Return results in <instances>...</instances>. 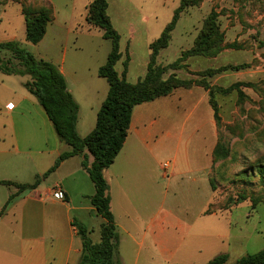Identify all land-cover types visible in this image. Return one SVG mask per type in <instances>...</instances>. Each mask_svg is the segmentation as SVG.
<instances>
[{"label":"crops","instance_id":"obj_1","mask_svg":"<svg viewBox=\"0 0 264 264\" xmlns=\"http://www.w3.org/2000/svg\"><path fill=\"white\" fill-rule=\"evenodd\" d=\"M52 21L53 15L43 38L34 45L50 38L48 49L33 55L54 64L64 77L67 90L78 105L76 132L83 138L95 127L97 112L108 93V83L97 71L106 62L111 43L91 61L78 55L67 62L66 50L60 58L51 56L56 50L52 48L65 43L63 35L51 28ZM93 28L86 24L87 31ZM120 43L121 39L119 46ZM129 46L127 41L125 54L120 51L115 70L121 76L123 68L118 71L117 65H122L128 57L125 79L135 83L142 77L137 80L129 77L133 63L131 49L126 53ZM93 50L96 51L92 48L91 54H96ZM143 63L145 73L148 59ZM11 77L0 73V181L12 183L0 184V264H77L82 244L74 223L84 226L89 237L94 231L93 221L98 223L99 230L103 223L89 200L94 194V185L81 167V157L73 156L62 161L34 189H18L16 184H32L70 148L58 140L44 110L23 87L25 81L18 85ZM206 96L202 88L194 86L176 89L167 96L135 106L123 146L114 163L103 171L116 228L117 202L129 203L132 197L137 200L141 197L145 211L135 208L133 216L123 211L122 219L135 225L131 227L133 232L125 230V233L138 244L139 250L151 246L163 259H174V264L179 263L177 255L191 225L178 218V214L163 213V205L168 198L170 201L180 196L193 199L202 185L205 188L206 183L209 184L216 135L210 109L207 107L209 114L198 111L202 106L205 108ZM180 109L187 113L180 116ZM190 121L194 125L186 131V123ZM196 146L197 151L202 147L206 152L193 158L191 155L195 152L191 150ZM164 154L171 156V165L166 171L159 163ZM92 160L89 156V163ZM56 185L64 193L63 200L52 196ZM10 197L13 199L2 212ZM208 201L200 207L199 216L205 215ZM187 218L185 216V220Z\"/></svg>","mask_w":264,"mask_h":264},{"label":"rangeland","instance_id":"obj_2","mask_svg":"<svg viewBox=\"0 0 264 264\" xmlns=\"http://www.w3.org/2000/svg\"><path fill=\"white\" fill-rule=\"evenodd\" d=\"M91 1L0 0V43L18 42L32 54L46 51L50 38L36 47L25 41L22 10L51 8L53 15L51 28L62 34V40L65 42L63 46L52 48L56 50L51 56L60 58L66 50L67 62L78 55L91 61L103 47L110 46V42L102 38L98 28L90 31L85 29L87 6ZM188 1L195 4L186 7L179 14L168 47L161 50L156 63L168 65L183 51L190 49L201 31L204 20L211 11L215 12L216 23L224 35L223 44L233 47L225 48L212 58L189 57L182 63L181 69L170 70L164 77L173 72L184 80L204 79L213 87L218 122L214 121L208 96L205 108L202 106L198 111L209 114L207 107L210 109L216 135L212 152L218 146V154L223 156L226 151L227 155L214 162L211 154L208 178L214 182L215 191L206 183V187L202 185L193 199L180 196L170 201L168 198L164 202L163 213L178 214V218L191 225L190 231L184 235L181 252L177 255L178 264H206L218 254H227L226 264H234L239 258L264 249V0ZM107 3L106 13L120 36L122 55L125 54L127 41L130 44L126 52L129 53L131 49L133 54L129 77L131 80H137L145 74L143 61L145 58L149 59L150 40L160 36L163 28L170 22L173 11L179 6L180 0H107ZM144 19H149L150 22L146 23ZM77 34L80 35L75 39ZM78 48H81L82 52ZM92 48L96 49L93 50L97 52L96 54H91ZM0 56L8 58L9 53L0 49ZM235 66L241 68L234 69ZM122 68L118 63V71ZM207 70L218 72L203 78L200 74ZM11 79L19 85L20 81L27 78L12 76ZM230 86L234 88L228 93L218 91ZM186 113L184 109H180V116ZM181 120L180 117L179 121ZM193 125V122H187L186 131ZM191 151L195 152L191 155L193 158L201 157L203 152H206L202 147L197 151V146ZM197 152L201 154L198 155ZM165 162L171 163V156L164 154L159 163L163 165ZM237 195H243L245 199L233 205L232 202ZM192 196L188 195L190 198ZM253 199L259 201L254 208ZM207 200L209 201L205 215L199 216L198 211ZM143 202L141 197L139 200L132 197L129 203L121 200L117 202L119 215L117 214V245L113 262L174 264V259L172 261L163 259L156 248L144 246L139 250L138 244L125 233V230L133 232L131 227L135 225L127 219H122V214L129 212V216H133L135 208L138 211H145L141 206ZM185 216H188L187 221ZM92 226L94 231L90 234V239L98 242L99 225L93 221Z\"/></svg>","mask_w":264,"mask_h":264},{"label":"trees","instance_id":"obj_3","mask_svg":"<svg viewBox=\"0 0 264 264\" xmlns=\"http://www.w3.org/2000/svg\"><path fill=\"white\" fill-rule=\"evenodd\" d=\"M194 4V2L188 0H180L179 6L173 11L170 22L163 28L160 36L149 44L150 53L146 72L135 83L127 82L125 79L129 62L128 57L123 61L121 76L115 70V65L121 57L120 36L113 28L106 13L107 0H92L87 6L85 22L91 27L101 30L102 38L110 41L111 49L106 62L97 71L98 76L107 81L108 93L97 112L95 127L83 138L76 132L78 105L68 92L65 79L58 68L48 61L36 58L18 42L0 43V49L9 53L8 58L0 56V73L27 78L23 83V87L44 110L58 140L70 148L69 151L61 153L54 164L41 176H37L32 184H16V186L20 191L34 189L62 161L73 156L81 157V167L94 185V194L89 197V200L95 213L103 220L99 230L100 238L98 242H93L87 229L77 222L74 223L82 244L77 264H114L113 257L117 245L116 226L110 210L109 188L104 179L103 171L114 163L123 146L132 109L142 103L167 96L176 89H189L197 86L207 92L214 121L217 123L219 120L218 108L214 99L215 90L204 79L197 81L193 79L184 80L178 78L173 72L164 77L170 70L181 69L183 67L182 63L189 57L212 58L225 48L233 47V45L226 46L223 44L224 35L216 23L217 15L214 11H211L204 20L201 31L190 49L183 51L174 62L168 65L162 66L156 63L159 52L168 47L171 32L176 26L179 14L186 7ZM22 15L24 17L25 41L31 45L38 44L45 34L47 24L52 20L51 8L23 9ZM241 66H235L234 69H239ZM217 72L216 70H207L200 75L203 78L210 77ZM233 88L234 86H230L227 89H219L218 91L228 93ZM218 150L219 148L216 146L212 152L214 162L227 155L224 151L223 156H220ZM89 156L93 158L91 163L88 161ZM0 184L9 185L12 183L0 181ZM209 184L211 190L215 191L214 182L209 180ZM12 199V197L8 199L2 212ZM244 199L243 195H237L232 204L237 205ZM258 202V200L253 199L252 208ZM227 261V254H218L206 264H226ZM234 264H264V249L255 254L243 256Z\"/></svg>","mask_w":264,"mask_h":264},{"label":"built area","instance_id":"obj_4","mask_svg":"<svg viewBox=\"0 0 264 264\" xmlns=\"http://www.w3.org/2000/svg\"><path fill=\"white\" fill-rule=\"evenodd\" d=\"M8 107H11L10 105H8ZM171 163H163L162 165V169L164 171H166L169 167H170ZM52 196L55 198V199H58V200H63L64 199V193L63 191L60 189V187L58 185H56L53 189H52Z\"/></svg>","mask_w":264,"mask_h":264}]
</instances>
